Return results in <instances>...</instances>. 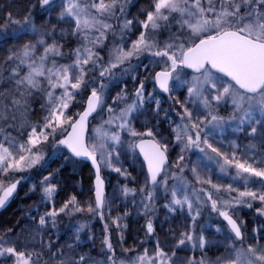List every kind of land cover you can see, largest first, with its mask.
Segmentation results:
<instances>
[{
    "label": "snow or ice",
    "instance_id": "1",
    "mask_svg": "<svg viewBox=\"0 0 264 264\" xmlns=\"http://www.w3.org/2000/svg\"><path fill=\"white\" fill-rule=\"evenodd\" d=\"M0 264H264V0H0Z\"/></svg>",
    "mask_w": 264,
    "mask_h": 264
},
{
    "label": "trees",
    "instance_id": "2",
    "mask_svg": "<svg viewBox=\"0 0 264 264\" xmlns=\"http://www.w3.org/2000/svg\"><path fill=\"white\" fill-rule=\"evenodd\" d=\"M91 168H90V164H89V167L85 168L82 172V175L83 177L85 178V181H87V177H88V174L90 172ZM114 175V174H113Z\"/></svg>",
    "mask_w": 264,
    "mask_h": 264
},
{
    "label": "rangeland",
    "instance_id": "3",
    "mask_svg": "<svg viewBox=\"0 0 264 264\" xmlns=\"http://www.w3.org/2000/svg\"><path fill=\"white\" fill-rule=\"evenodd\" d=\"M113 174H114V173H113ZM113 174H112V177L114 178V177H115V174H114V175H113ZM104 175H105V176H106V178H107V176H108V173H106V172H105V173H104ZM85 183L87 184V181H85ZM98 227H99V226L97 225V228H98Z\"/></svg>",
    "mask_w": 264,
    "mask_h": 264
}]
</instances>
